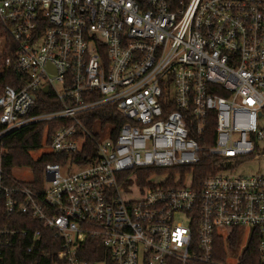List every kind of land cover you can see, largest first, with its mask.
<instances>
[{"label": "built area", "instance_id": "1", "mask_svg": "<svg viewBox=\"0 0 264 264\" xmlns=\"http://www.w3.org/2000/svg\"><path fill=\"white\" fill-rule=\"evenodd\" d=\"M0 28L23 81L0 93V256L14 237L31 252L45 228L64 264H107L79 259L89 240L112 264H225L215 238L227 251L238 229L264 264V172H230L264 155V0H0ZM43 95L50 108L33 111ZM107 105L126 121L90 129ZM53 121L44 153L69 157L43 167L41 189L5 173L3 139Z\"/></svg>", "mask_w": 264, "mask_h": 264}, {"label": "trees", "instance_id": "2", "mask_svg": "<svg viewBox=\"0 0 264 264\" xmlns=\"http://www.w3.org/2000/svg\"><path fill=\"white\" fill-rule=\"evenodd\" d=\"M0 38L2 39L3 46L0 52V93L5 86H11L18 88L21 85L22 76L16 73L11 67L5 65V58H13L14 44L11 39L4 31L0 28ZM222 94V93H219ZM50 95H43L37 100L36 106L33 111H44L50 108L44 104L46 98ZM55 107V105H54ZM126 121L124 117L117 114L114 107L111 105L104 106L101 110L97 111L90 119L87 120V125L90 129L95 123L99 125L109 124L114 126V132L120 128V126ZM48 126L47 135L44 137V128ZM58 126L57 121L49 122L47 124H33L18 129L8 134L4 139L3 148L4 152L1 156V166L5 173H10L14 167H28L31 169L32 181L30 186L32 188L41 189L43 185V167L46 164H64V160L69 155H55L52 153H44L40 158L34 160L31 153L42 148L48 144L49 136L53 130ZM214 134V121L210 119L206 130L205 136L208 139L205 141L201 138L199 143L202 146H209L212 144ZM91 149V145H87L84 148V152ZM77 157V156H76ZM86 160L83 156L76 158L75 162L77 165L83 164ZM218 160L210 161L205 163L201 161L198 165L193 166V178L192 183L197 186L199 183L208 175L216 171ZM188 170V168L186 169ZM183 170V171H186ZM173 172L168 183H172ZM143 178H146L145 175ZM1 225H8V221L5 217H1ZM26 237L13 238L12 245L3 250L0 256V264H50L52 261H60L64 264L65 251L59 247V238L55 234L45 228H41V239L33 246L31 252H27L26 248L28 245ZM240 244V231L234 229L228 239L227 245L233 250L238 248ZM95 245L97 251L94 253L91 249H86L88 246ZM98 245V246H97ZM257 235L253 233L246 242L245 248L243 249L238 264H260L257 250ZM214 255L215 258L224 261L225 260V243L221 238H215L214 241ZM79 259L87 260L89 263H95L100 260H106L107 264H112L109 261L107 252L105 249L99 246V243L87 241L84 248L78 254ZM172 264H175L171 262Z\"/></svg>", "mask_w": 264, "mask_h": 264}, {"label": "rangeland", "instance_id": "3", "mask_svg": "<svg viewBox=\"0 0 264 264\" xmlns=\"http://www.w3.org/2000/svg\"><path fill=\"white\" fill-rule=\"evenodd\" d=\"M3 46L2 39L0 38V51ZM99 136H104L99 134ZM264 143H260V146L263 147ZM46 151V148L43 146L41 149L34 151L31 153L32 158L37 160L40 158L42 153ZM230 165L233 167L230 169V172L235 175L240 176H248L261 174L264 172V155L262 154H253L251 156L240 158L237 163L230 162ZM13 178L19 181L28 182L31 180V169L28 167H14L11 171ZM179 215H175V219H179ZM183 220V219H182ZM241 235V233H240ZM247 236L244 234L243 237L240 238V244L238 248L233 250L230 247H227L228 250L225 251V264H237L238 258L240 257L243 249L245 248L247 242ZM225 250V249H224Z\"/></svg>", "mask_w": 264, "mask_h": 264}, {"label": "water", "instance_id": "4", "mask_svg": "<svg viewBox=\"0 0 264 264\" xmlns=\"http://www.w3.org/2000/svg\"><path fill=\"white\" fill-rule=\"evenodd\" d=\"M47 90H48V88H47V87H45V88H44V92H46Z\"/></svg>", "mask_w": 264, "mask_h": 264}]
</instances>
